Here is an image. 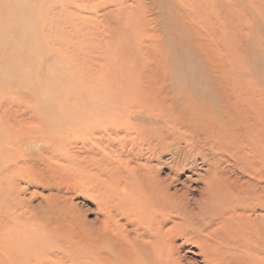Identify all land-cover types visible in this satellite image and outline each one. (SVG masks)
Instances as JSON below:
<instances>
[{
	"label": "rangeland",
	"instance_id": "rangeland-1",
	"mask_svg": "<svg viewBox=\"0 0 264 264\" xmlns=\"http://www.w3.org/2000/svg\"><path fill=\"white\" fill-rule=\"evenodd\" d=\"M15 1L0 0V238L42 235L46 209L106 235L52 250L121 264L116 244L134 264L157 239L180 264H264V209L235 215L214 177L264 189V0Z\"/></svg>",
	"mask_w": 264,
	"mask_h": 264
},
{
	"label": "bare ground",
	"instance_id": "bare-ground-1",
	"mask_svg": "<svg viewBox=\"0 0 264 264\" xmlns=\"http://www.w3.org/2000/svg\"><path fill=\"white\" fill-rule=\"evenodd\" d=\"M18 12L19 11L17 10V13ZM3 35H5L4 30L1 29L0 30V38ZM23 53H25V52H23ZM23 83H24V81H23ZM7 114H8V112H7ZM195 122H196V120H195ZM195 125H196V123H195ZM219 135H220V133H219ZM145 151H146V149H145ZM207 165H208V163H207ZM100 166H102V165H100ZM234 170L235 169L232 170L233 173H234ZM214 175H215L214 176L215 179L219 178L216 181V186H218V188H219L218 192L220 193V196L218 198H221V199H218V200L220 202H222V204L228 205V207H233L235 209V215H239L241 217H243V216L249 217L251 215V212L255 211L256 209H258V208L264 209V189L259 190L261 192H258L257 193L258 196H256V195H253L251 192L246 193V191L242 187L241 188L238 187L235 189H229L227 187L225 188L222 186V182H224L222 176H220L218 174H214ZM165 176H167V175H165ZM223 176H225V174ZM235 181L239 182L238 177L235 178ZM149 184H150L149 190L153 194H156L157 197L160 196L158 198L160 199V202L163 204V196L167 197L169 194V190L167 189L168 191L166 193V191H165L166 189L158 187L157 185L154 186L151 183H149ZM170 184H171V182H170ZM170 193H171L170 194L171 196H174L176 199L177 198L180 199V195L178 194V192L172 191ZM140 207H141V205H140ZM138 208H139V206H138ZM65 210H67V208ZM40 211H41L40 215H38L35 218H31L30 223L31 224L34 223L36 226L42 227V229H41L42 235L33 234L32 230H31L28 232L22 231L16 238H12L10 235H5L4 238H0V246L4 250L6 256H8L9 258L14 257V260H13L14 262L9 260L12 264H118L112 255L103 253L101 251L96 252L97 254H93V253H89V252H73V251L68 252V251H62V250H60V251L52 250L54 245L56 244V243H53L54 239H55L54 241H56L57 239L58 240L63 239L61 241H65V242H67V241L69 242V240L72 239L73 242L74 241H76L77 243L78 242L79 243L84 242V244L88 248H91L94 245H95V247H100L101 243H105L104 239H105L106 235H105V232H103V233L102 232H99V233L95 232V233H91V235H93L95 239H93V238L89 239V238L85 237L86 235H85V233H83L84 231L87 230L85 228V224L81 223L79 219L76 220L74 216H72L71 219H66V220H65V218H63L64 220H62V219L61 220L60 219L51 220L48 218V211L46 209H41ZM114 214H115V212H114ZM171 219H173V218H171ZM171 219L170 220L168 219V220L171 221ZM72 220H74V221H72ZM176 220H177V218H176ZM247 220L250 221L249 218H247ZM100 222H101V224H104L107 221L105 220V221H100ZM173 222H174L173 225H171L168 228H164L163 225L161 226L162 232L164 234L170 235L174 231H176L174 229V227L175 226L178 227L179 222H175V221H173ZM250 223H251V221H250ZM76 227H78L84 231L82 232ZM108 228H110L111 231H114L113 227L109 226ZM141 232H142V230H141ZM212 232H213V234H212L213 239L215 238L216 240H218L217 235H214L216 232V229L215 228L210 229L209 233H212ZM262 233L264 234V230ZM133 235L134 234H132V237H133ZM85 239H87V240H85ZM156 240H152L149 242L145 241V240H141L142 243H144V244H142V248H144V249L138 256L139 260H136L138 262V264H146L148 262H150L152 264H157V259L160 257L162 259V264H180V260L182 257L177 253V251H178V249H180V247L182 248V246L179 247L178 246L179 244L176 245L172 241L173 243L171 244V249L167 250V252H165V248L163 246H161L162 243L160 245L158 242H156ZM211 243L213 245V242H211ZM115 245L109 243V247L112 249L113 255L119 254V257H122V260L124 261V263H121V264H125V263L127 264L128 262L132 261L131 257L134 258V255L132 253H130V251L129 252L124 251L125 248H120L119 246H117V245L115 246ZM79 246H80V244H79ZM79 246H77V247H79ZM113 250L116 252V254ZM90 251H92V250H90ZM94 253H95V251H94ZM137 262L135 263V261H134V264H137ZM4 263H6V260H3V259L0 260V264H4ZM131 264H132V262H131Z\"/></svg>",
	"mask_w": 264,
	"mask_h": 264
}]
</instances>
